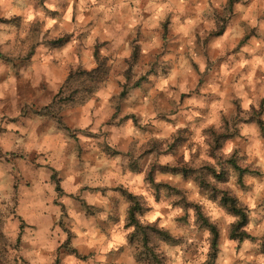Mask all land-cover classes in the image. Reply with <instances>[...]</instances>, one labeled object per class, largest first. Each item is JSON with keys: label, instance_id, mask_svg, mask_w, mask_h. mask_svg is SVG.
<instances>
[{"label": "clouds", "instance_id": "1", "mask_svg": "<svg viewBox=\"0 0 264 264\" xmlns=\"http://www.w3.org/2000/svg\"><path fill=\"white\" fill-rule=\"evenodd\" d=\"M0 264H264V0H0Z\"/></svg>", "mask_w": 264, "mask_h": 264}]
</instances>
